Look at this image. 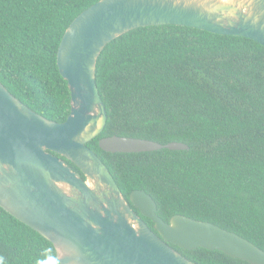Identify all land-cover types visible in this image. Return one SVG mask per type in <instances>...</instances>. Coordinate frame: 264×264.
I'll return each instance as SVG.
<instances>
[{
    "label": "trees",
    "instance_id": "obj_1",
    "mask_svg": "<svg viewBox=\"0 0 264 264\" xmlns=\"http://www.w3.org/2000/svg\"><path fill=\"white\" fill-rule=\"evenodd\" d=\"M97 1L0 0V82L48 119L64 121L70 111L56 63L61 38ZM95 79L107 120L87 146L126 200L143 189L164 221L175 214L209 221L264 250V45L190 26L137 27L105 45ZM110 135L188 149L107 152L98 140ZM170 245L195 264H251L217 249ZM0 264L61 263L47 238L0 206Z\"/></svg>",
    "mask_w": 264,
    "mask_h": 264
},
{
    "label": "water",
    "instance_id": "obj_2",
    "mask_svg": "<svg viewBox=\"0 0 264 264\" xmlns=\"http://www.w3.org/2000/svg\"><path fill=\"white\" fill-rule=\"evenodd\" d=\"M165 24L245 36L264 45V0L93 3L72 20L58 46L56 63L70 90V111L61 122L37 113L0 82V206L47 238L61 264H195L170 243L264 264V250L246 238L182 214L166 222L152 196L135 189L129 201L153 221L157 232L152 230L87 146L107 120L95 79L101 51L132 29ZM98 145L114 153L188 149L179 141L120 135L101 137Z\"/></svg>",
    "mask_w": 264,
    "mask_h": 264
}]
</instances>
